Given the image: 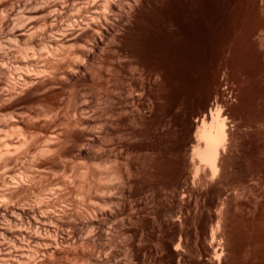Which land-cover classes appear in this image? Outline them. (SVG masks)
Wrapping results in <instances>:
<instances>
[{
    "label": "bare ground",
    "instance_id": "6f19581e",
    "mask_svg": "<svg viewBox=\"0 0 264 264\" xmlns=\"http://www.w3.org/2000/svg\"><path fill=\"white\" fill-rule=\"evenodd\" d=\"M223 1L0 0V264H221L207 188L229 119L204 106L176 177L159 178L164 72L143 46L188 39L199 7L213 24Z\"/></svg>",
    "mask_w": 264,
    "mask_h": 264
},
{
    "label": "rangeland",
    "instance_id": "374dc122",
    "mask_svg": "<svg viewBox=\"0 0 264 264\" xmlns=\"http://www.w3.org/2000/svg\"><path fill=\"white\" fill-rule=\"evenodd\" d=\"M228 1H223V20L212 22L214 25L205 23L204 16L207 18L209 12L199 7L197 12L205 13L196 14L195 29L187 35L188 39L185 34H173L143 46L147 60L164 72V83L159 89L163 95L159 103L163 104L158 105L167 130L166 137L158 143L162 144L158 155L164 159L153 158L162 162L158 164L163 168L159 178L176 177L175 167L181 158L174 154L185 145L189 120L204 106L217 104L229 119L230 138L222 156L219 180L207 188L210 217L207 216L214 223L216 211L222 206L221 264H264V2ZM238 215L247 225L236 239L230 235L234 234L231 225ZM251 221L259 224L252 228Z\"/></svg>",
    "mask_w": 264,
    "mask_h": 264
}]
</instances>
